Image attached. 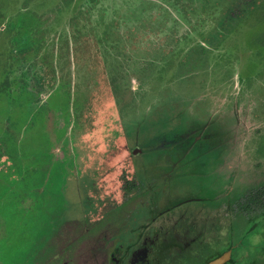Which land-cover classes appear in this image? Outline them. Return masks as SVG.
<instances>
[{
    "label": "rangeland",
    "instance_id": "1",
    "mask_svg": "<svg viewBox=\"0 0 264 264\" xmlns=\"http://www.w3.org/2000/svg\"><path fill=\"white\" fill-rule=\"evenodd\" d=\"M234 1L0 0V264H129L151 229L184 264H264L238 208L264 186V0L220 27Z\"/></svg>",
    "mask_w": 264,
    "mask_h": 264
},
{
    "label": "flooded vegetation",
    "instance_id": "2",
    "mask_svg": "<svg viewBox=\"0 0 264 264\" xmlns=\"http://www.w3.org/2000/svg\"><path fill=\"white\" fill-rule=\"evenodd\" d=\"M129 184H132V182H129ZM132 188H134V185ZM129 200H131V197L128 198V201ZM211 207H213V206H211ZM142 209H144V208H142ZM120 210L124 212L123 208H121V206H119L116 208L115 211L112 212V214L120 213ZM205 212L207 213L209 211L206 209ZM140 213H142V216H139ZM123 214H124V217H123L122 221H120V222L115 221L114 222V220H112L108 223V227L101 229V230L99 229L100 231H98V232L100 233V235L96 239L100 240L101 242L98 244V246H103L104 249H106L107 247H110V250H114L116 248V245H117L116 241L119 240V242H122V239L124 240V238L126 241L128 239V237L132 234V233H130V230L132 227L131 226V223H132L131 217L132 216L130 215L131 212L130 213L124 212ZM106 216H104L103 219ZM144 216L145 215L143 214V211L142 212L135 211L134 218H133V224L137 225L139 222L142 223ZM136 218H138V219H136ZM100 222L101 221L96 222L95 225L99 224ZM180 226L181 227L178 229L182 230L183 226L182 225H180ZM109 227H111V228H109ZM158 228L161 231L166 230L165 234H168V235H173V231H175V234L177 235L176 237H174V238H176L175 243H178V235H180V236L183 235L182 233L178 234L176 232L177 228H173L171 226L165 227V226L161 225ZM137 229L138 228H136V230ZM108 230H110V231H108ZM186 230H188V229H186ZM141 231H142V228H141ZM119 234L121 235L120 237H122V238L116 239L115 236H117ZM150 235H152L151 238H150ZM158 237H159L158 232H155L154 229H151L145 235V237L142 238V240H141L142 243H141L140 247L138 249L137 248L133 249V251L131 252L130 257L128 259L129 264H154L155 260H156V264H165V263L169 264V262H173L174 264H184L183 261L187 262L186 259L181 258L180 255H183L182 253L186 250L189 251V247L193 243L192 241L190 243L189 242L184 243L182 248L178 247L179 249L177 250V252L172 253L174 248L172 247L171 250L164 249L165 245L163 243L157 242L159 240ZM112 240H115V243ZM172 240H173V238H172ZM135 244L136 243H134L133 245H135ZM118 246L120 248H124L125 246H127V244L120 243ZM131 247H133V246L131 243H129L127 249L125 251L122 250L123 253H122L121 257L123 256V254H126L127 250L130 251ZM227 252L228 251L224 252V254ZM119 253H121V252L119 251ZM189 253L194 255L193 251H189ZM222 255L223 254H221V256ZM173 257H176V259H174ZM218 257H220V255ZM105 259H106L105 253H102V250L98 251V248H96L94 254L91 257H89L87 259V261L85 260L83 264H87L88 261L90 262V264H99L100 262L105 263L107 259H108V262H110L111 264H125V260H126V259L124 260L122 258L115 260L114 256H112V258L110 257V254L108 255V258L106 260ZM216 259H217V257H216ZM213 260H215V258ZM213 260H210V261H213ZM207 264H209V263L207 262Z\"/></svg>",
    "mask_w": 264,
    "mask_h": 264
},
{
    "label": "trees",
    "instance_id": "3",
    "mask_svg": "<svg viewBox=\"0 0 264 264\" xmlns=\"http://www.w3.org/2000/svg\"><path fill=\"white\" fill-rule=\"evenodd\" d=\"M262 0H235L233 5L225 12L220 22V27L230 26L236 22L242 15L250 12L256 5L261 4ZM238 208L245 217L257 216L264 213V186L248 192Z\"/></svg>",
    "mask_w": 264,
    "mask_h": 264
},
{
    "label": "water",
    "instance_id": "4",
    "mask_svg": "<svg viewBox=\"0 0 264 264\" xmlns=\"http://www.w3.org/2000/svg\"><path fill=\"white\" fill-rule=\"evenodd\" d=\"M229 252L223 254L222 256L218 257L217 259L211 261L209 264H225L226 261L229 259Z\"/></svg>",
    "mask_w": 264,
    "mask_h": 264
}]
</instances>
